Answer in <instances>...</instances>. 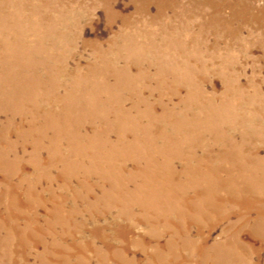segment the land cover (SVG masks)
<instances>
[{
  "label": "rangeland",
  "instance_id": "rangeland-1",
  "mask_svg": "<svg viewBox=\"0 0 264 264\" xmlns=\"http://www.w3.org/2000/svg\"><path fill=\"white\" fill-rule=\"evenodd\" d=\"M0 15L17 25L0 23L2 34L23 28L35 64L110 73L72 89L39 77L17 102L0 98V264H153L155 248L168 264L156 236L175 234L170 221L195 238L202 226L216 253L244 222L214 218L239 213L237 202L209 208L227 162V188L241 198L252 184L260 198L240 239L264 264V0H7ZM243 254L226 264H249Z\"/></svg>",
  "mask_w": 264,
  "mask_h": 264
},
{
  "label": "bare ground",
  "instance_id": "bare-ground-1",
  "mask_svg": "<svg viewBox=\"0 0 264 264\" xmlns=\"http://www.w3.org/2000/svg\"><path fill=\"white\" fill-rule=\"evenodd\" d=\"M5 1L7 2V0H0V12L5 10V7H6ZM0 23H5L8 25L13 24L14 31L17 26L12 17L6 18V16H1V15H0ZM19 36H21L22 39L25 37V32L21 26L19 27L18 32L11 36L4 35L0 32V58L4 59L5 61V65L3 66V68L4 70H6L7 76H9V77H5L4 79L0 81V98H7L12 92H14L17 94V96L15 97V101L17 102L19 94L22 93L21 91H26V88H29V89H31V87L36 88V89L41 88L36 82L39 77H40V80L42 81L41 84H44V83L47 84L51 82L52 84L59 83L61 85V76H64L67 78V84H68L65 87H70V88L71 87L72 88L86 87L87 84L85 82L89 80L90 78H92L93 76L96 77L97 74H99V72L100 74H103V78H104L103 80L105 81L109 80L110 73L109 72L106 73L103 70V67H100V69L98 68L99 70L92 68L93 70L91 72V74L93 75L92 76L89 73H86V74L81 73L80 70L78 69L77 70L74 69L73 71L68 70V73H67L66 70L62 69V66L59 62H57V64L53 62L54 70L52 69L49 63H44L43 65L39 66V64L34 63V62H37V60L34 59V46L30 45L27 47L24 43V39H23V43L19 44L18 43ZM3 37L5 38L2 39ZM53 39L54 38L52 36L49 37V41L51 42L48 44L47 50L55 47L57 42L52 41ZM117 46L118 45L115 43L109 45V47L112 49H115ZM26 52L28 53L27 58L24 56ZM97 56L99 57V59L97 58L98 59L97 61L99 63H103L104 61H106V59H109L110 63L109 64L107 63V64L109 66V69L112 67L113 58L109 57V55L106 52L102 54H98ZM115 57L117 58V56ZM159 67L161 69L165 68V66L163 65ZM43 71H47V72H43ZM43 74H47L50 76L48 81H45L41 77ZM123 77H126L125 73H123ZM162 78L164 79V77ZM226 99L228 100L229 97H227ZM213 113L218 114L219 109L217 108L216 111H213ZM234 117H235L236 122L246 127L243 123L246 118H244L241 115H237ZM251 120H252V123H257L259 121V118L256 119V115H255L252 117ZM200 122L202 121L200 120ZM199 126H200L198 127L199 129L209 132L204 127V125L200 124ZM209 133L211 135L213 134L212 131H210ZM259 142L261 143L260 147L264 146L263 139H260ZM250 149L251 148L249 146L242 147V150L244 151H248ZM218 150L220 153H223L220 149ZM238 150L240 151V147L238 148ZM209 151L211 150H208V151L205 150L202 152L207 153ZM238 160H241V159L239 158ZM99 163H104V162L100 161ZM227 164L224 167L220 166L221 168H219V173L215 172V177L213 179L215 180V182H217L216 184H219L220 188L219 190L216 191L215 199L211 200V203L209 204V208L212 211H214L217 207H219L226 201H231L234 203L237 202L239 204L238 206H240V209H242L241 211H243L244 213H242L241 211H239V213L236 211H232V212L226 213L225 215L217 214L214 218L217 220H223V219L228 218L232 213H237L238 215H240L242 219H244V222L242 221L241 223H239L238 227L236 228V231L238 233L234 234L233 236H229V238H226L225 241L216 242L212 247V249L216 250V253H212L209 251L210 247L205 248L208 245H207V240H206L205 235L201 234L202 231H204L202 226H198L199 235H198V238H195L189 235V231H190L189 225H187L188 229L184 226L183 227L184 231H180L178 228V225L170 221L171 226L173 225L172 228L176 230L175 234H172L170 231H162V233L156 236L157 238L156 245H158V247H160L161 249L162 248H165V250L168 249L167 253L161 251L163 255V261L165 263L189 264L192 260H194V261H197V264H205L206 262L208 264H226V262L235 261L238 259L237 256L234 259L232 257H233L234 249L240 248L241 251L244 252L243 256L245 257V254H247V256L249 257L248 258V262L250 261L249 264H259L257 262L252 261L250 259V255L247 253V252L254 251L253 247L250 244H247L241 241L240 237H241V232L243 230H247V231L249 230L248 224L250 223V221L247 218L246 219L244 218L245 213H247L251 217V214H253L252 210L258 211L255 205L260 200V198L255 197V196H250V197L248 196V194H250L248 193L249 191L254 193L252 184L249 185V187L247 185L245 186L244 190L245 189L247 190L245 192L243 190L244 193L241 192L243 193L241 198H237L234 195V193H232L227 188L228 186H231L232 184L236 183V181H234L235 177H233L232 175L234 172L232 170L233 167ZM221 173H225V174L221 175ZM177 175L178 174H176L175 176L177 177ZM161 180L164 182H170L169 176H165V175H161ZM242 201L244 202L243 204H241ZM160 221L162 224L161 226L167 223V221L165 220H160ZM6 229L12 230V227L10 226V224L8 225V228ZM126 230L131 231V228L128 227L126 228ZM262 232L264 233V231ZM165 233H169V235H171V238L165 240L164 242L158 241V239ZM155 250L156 251H154V253L160 252L158 248H155ZM154 253L153 255H149L150 260L153 264H155ZM168 253L171 256L169 259L167 258ZM229 258H232V260H230ZM118 259H120L121 262L126 261L124 260V258H122V256H118Z\"/></svg>",
  "mask_w": 264,
  "mask_h": 264
}]
</instances>
